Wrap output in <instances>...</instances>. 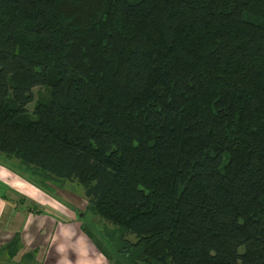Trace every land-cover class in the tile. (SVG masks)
I'll return each instance as SVG.
<instances>
[{"label":"trees","instance_id":"obj_1","mask_svg":"<svg viewBox=\"0 0 264 264\" xmlns=\"http://www.w3.org/2000/svg\"><path fill=\"white\" fill-rule=\"evenodd\" d=\"M0 155L108 264H264V0H0Z\"/></svg>","mask_w":264,"mask_h":264},{"label":"crops","instance_id":"obj_2","mask_svg":"<svg viewBox=\"0 0 264 264\" xmlns=\"http://www.w3.org/2000/svg\"><path fill=\"white\" fill-rule=\"evenodd\" d=\"M46 198L41 190L19 180L0 166V256L4 255L1 252L3 244L18 233L20 243L17 252L8 261L11 264H17L16 254L18 256L20 251L29 249L36 251L32 254L37 257L33 262L39 264H79L83 254L79 249L84 248L86 264H108L82 231L72 211ZM18 200L28 205L34 202L38 207L28 209L25 205L27 208L22 209L16 204ZM6 205L10 206V210L6 209ZM56 212L65 213L64 217H58Z\"/></svg>","mask_w":264,"mask_h":264},{"label":"rangeland","instance_id":"obj_3","mask_svg":"<svg viewBox=\"0 0 264 264\" xmlns=\"http://www.w3.org/2000/svg\"><path fill=\"white\" fill-rule=\"evenodd\" d=\"M37 91H38V88H33V92L35 94L34 97H36V95L38 93ZM26 108H27L28 113H30L31 108H32V103L28 104L26 106ZM0 166L4 169L8 170L13 176L17 177L19 180H22L26 183H29L26 179H24V176L26 177V175H23V173L16 168H11L8 165V162H6V160L1 155H0ZM29 184H31V183H29ZM73 188H75V191H73V196L71 195V191H66V190L65 191L61 190V192L60 191H56V192L55 191H53V192L42 191V192L46 195L48 200L51 199V200L58 202L60 199V196H61V199H63L64 201H65L64 197H66V201L69 199V204H71L73 206L69 210L72 211V214L76 218L77 222H79L80 225H81V223H84L87 228H89L93 233H95V229H97V226H99L101 223H98L97 217L94 216L92 218L89 213H86L81 217H77L78 216L77 212L82 210L84 206L80 203V200H75L74 197H76V199L81 198L82 197V189L77 184ZM68 196H70V197H68ZM67 203H68V201H67ZM16 204H18V206L21 207L22 209H26L27 207H28V209H33V207H38L34 202H31L28 205L26 202H23V201L19 202V200H18V201H16ZM10 205L12 206L13 204L11 203ZM25 205L27 206L26 208H25ZM54 207L57 208V206H54ZM6 209L10 210V206L6 205ZM37 211L39 212V210H37ZM40 214H42V213L40 212ZM55 214H57L58 217L59 216L64 217L65 213L63 214V212L62 213L56 212ZM90 217L93 219V221H91V223H88L90 221L89 220ZM87 220H89V221H87ZM3 246H4V244H3ZM2 251H3L4 255L2 257L0 256V264H11V262H8V261L11 260L12 257L9 258L6 255V252L4 250H2ZM79 251L83 253L82 257H81L82 260H79V264L80 263L86 264V257H85L86 250H85V248L83 250L79 249ZM35 252L36 251H33V249H31V250L29 249L28 251H26V250L20 251V254L18 256L16 254V256H15L17 264H39V262H33L35 260V258H37V257H34V255H32ZM76 262H78V261H76Z\"/></svg>","mask_w":264,"mask_h":264}]
</instances>
